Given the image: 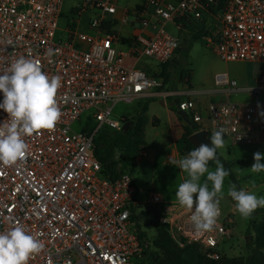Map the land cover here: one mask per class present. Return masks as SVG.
<instances>
[{"label":"built area","instance_id":"built-area-1","mask_svg":"<svg viewBox=\"0 0 264 264\" xmlns=\"http://www.w3.org/2000/svg\"><path fill=\"white\" fill-rule=\"evenodd\" d=\"M61 2L0 0V74L19 57L33 59L48 75L61 77L56 99L62 112L54 131L25 136L29 151L22 160L0 166V232L19 224L42 243L29 264H134L141 250L134 216L142 204L167 201L157 193L138 201L127 172L103 176L92 139L102 126L121 129L124 117H109L117 102L177 98L175 110L184 111L198 130L205 122L230 142L264 143V102L257 100L264 73L253 85L240 86L216 72L208 90H179L134 67L141 56L158 64L173 58L179 40L165 24L184 31L193 21L203 23V40L219 59L264 63V0H143L132 8L116 0H83L74 12L89 10L87 31L79 29L78 17L68 20L64 40L55 39ZM120 25L132 33L120 37ZM48 49L54 50L51 58ZM127 57L133 59L130 66L123 64ZM213 96L218 99L210 101ZM6 118L0 110V123ZM171 204L158 218L169 224L170 237L179 246L180 239L196 243L206 257L219 259L227 220L219 217L212 231L197 232L191 213L177 201Z\"/></svg>","mask_w":264,"mask_h":264},{"label":"rangeland","instance_id":"rangeland-1","mask_svg":"<svg viewBox=\"0 0 264 264\" xmlns=\"http://www.w3.org/2000/svg\"><path fill=\"white\" fill-rule=\"evenodd\" d=\"M83 0H62L60 7V16L58 18V26L55 32V39L64 40V27L68 20L74 18L79 19V29L87 31L84 24L90 17L88 9L84 10L80 16L74 12V8H80ZM164 29L170 34L176 36L179 40V49L175 52L166 67L167 78L165 79V88H176L179 90H208L212 87V76L216 72H225L227 75L236 80L240 86H251L254 84V79L264 73V63L258 61H223L206 45L202 34L197 33L195 26L189 25L186 30H177L171 24L167 23ZM123 34V29L120 30V37ZM121 49L125 48L123 42L120 43ZM133 59L125 58L123 64L130 66ZM134 67L145 73L146 75L158 72L160 66L150 57L141 56L134 64ZM206 100L205 96H195ZM216 97H210V101L217 100ZM233 99V97H232ZM258 101L264 102V93L257 98ZM161 98H152L139 102H117L111 109L109 117L120 122L122 117L129 119L130 116L137 113L142 104L148 106L147 114L153 111L157 113V122L152 124L146 122L143 134V148L136 157L134 168L129 174L132 185L136 189V198L138 201H144L149 193H157L167 203L155 206L156 218L152 220L148 213L144 210L145 205L142 204L138 217V225L143 233V238L146 242V249L150 255L157 252L153 247L152 240L156 236V225L158 223L166 225L169 233V224L158 220L161 212L171 211L173 209V201L176 200L175 193L180 183L187 177L186 173L179 168L170 165L169 160H178L186 156L190 151L183 148L180 139L173 141L169 133L170 125L163 115V107ZM169 109L175 113V106L172 99L164 100ZM182 124L184 121L178 118ZM202 129L207 132L209 138L212 133L209 131L205 122H202ZM171 131H175L171 129ZM225 146L217 150V154L224 161L229 163V169L240 189H245L254 192L257 196H264V172H251V165L254 163L253 155L256 152L264 154V143L259 144H240L230 142L224 138ZM182 149V150H181ZM264 163V160L261 161ZM210 169L214 170L215 165H209ZM228 183H224V198L220 201V221L227 220L230 230L223 238L219 245L221 256L234 257L245 256L246 242L245 228L247 219L241 218L234 207V201L227 196ZM165 208V209H164ZM167 214L166 216H169ZM263 214H255V220L260 219ZM156 221V222H155ZM157 223V224H156ZM135 260V259H134ZM133 260V262H134ZM135 263V262H134Z\"/></svg>","mask_w":264,"mask_h":264},{"label":"clouds","instance_id":"clouds-1","mask_svg":"<svg viewBox=\"0 0 264 264\" xmlns=\"http://www.w3.org/2000/svg\"><path fill=\"white\" fill-rule=\"evenodd\" d=\"M54 54L53 49L46 52L49 58ZM60 87L61 77L48 75L37 62L23 56L0 74V110L7 114L6 121L0 123V166H14L26 156L29 145L25 136L55 130L62 117L56 99ZM224 146L223 130H217L211 135L210 145L201 143L186 156L169 160L170 165L186 173L175 196L178 204L191 213L190 222L197 232L212 231L221 215L225 178L230 174L217 157V150ZM253 160L251 172H264V154L254 153ZM210 162L215 163L214 170ZM227 196L243 219H250L258 208H264V196L237 190L234 184L228 186ZM42 248V243L19 224L0 232V264H29Z\"/></svg>","mask_w":264,"mask_h":264},{"label":"trees","instance_id":"trees-1","mask_svg":"<svg viewBox=\"0 0 264 264\" xmlns=\"http://www.w3.org/2000/svg\"><path fill=\"white\" fill-rule=\"evenodd\" d=\"M197 33L201 34L203 33V30L199 28ZM178 49L179 46L176 51ZM168 62L169 60L165 63L159 64L160 68L158 72L148 75L161 78L164 83L167 78L166 67ZM145 110L146 105L142 104L137 113L129 119L124 118V121H132L125 131L121 129L112 130L102 126L94 135L92 139V156L100 163L101 174L106 178L114 179L120 173L127 172L130 174L132 172L136 157L144 144V126L147 122L144 115ZM177 117L180 118L179 116ZM88 122L89 120L86 123ZM156 122L157 120L152 118L151 123L154 124ZM86 123L85 126L82 127V130L85 129ZM181 129L180 142L182 143L183 148L189 151L193 150L194 146L190 142L189 137L193 132L198 130L197 125L193 122H190L189 124L183 122L181 124ZM208 140L210 145L209 137ZM217 157L223 167L230 173L229 176L225 178V181L228 185L234 184L237 190H239L240 188L236 184L229 169V163L220 158L218 154ZM209 165H215V163L210 162ZM144 210L152 220H155L157 210L154 205H145ZM139 213L134 216L135 220H138ZM257 213L263 214V216L260 219L255 220L254 215ZM245 234V256H220L219 259L214 260L206 257L202 247L196 243H187L180 239L181 245L179 246L170 237L166 225L158 223V225H156V236L152 240L153 247L157 249L155 254H149L146 249V242L143 238V233L141 231L139 233V243L141 247L140 254L146 256L145 261H142L141 264H264V208H258L252 217L247 219Z\"/></svg>","mask_w":264,"mask_h":264},{"label":"crops","instance_id":"crops-1","mask_svg":"<svg viewBox=\"0 0 264 264\" xmlns=\"http://www.w3.org/2000/svg\"><path fill=\"white\" fill-rule=\"evenodd\" d=\"M116 1L119 4V6H125V7H129V8L139 7L140 4L143 2V0H116ZM189 25H191V27L195 26L197 30L199 28H201V30H203L202 26H204L202 22H197V21H193V23L191 22ZM189 25H188V27H189ZM122 29H123V34L121 33L122 36H128L132 33V29L128 26H123V25L118 26L119 33H120V30H122ZM186 29H188V28L186 27ZM201 34L203 37V33H201ZM161 104L163 107V111H162L163 115L170 125L169 133H170L171 137L173 138V141L175 142V141L180 139V133L182 131L181 123L179 122L177 115L172 110L169 109L167 103L164 100L161 102ZM147 112H148V106L146 105L145 114H147ZM149 115L152 116V118H155L156 120L158 118V115H157V113H155V111L154 112L152 111ZM152 118H151V120H152ZM151 120H149V118L147 116V123L148 122L151 123ZM171 129H174L175 131L173 132V131H171Z\"/></svg>","mask_w":264,"mask_h":264},{"label":"water","instance_id":"water-1","mask_svg":"<svg viewBox=\"0 0 264 264\" xmlns=\"http://www.w3.org/2000/svg\"><path fill=\"white\" fill-rule=\"evenodd\" d=\"M172 102H173L174 106H176L177 98H174L172 100ZM175 114L177 116H179L187 124L190 123V120L188 119V117L186 116L184 111L177 109V110H175ZM131 122H132L131 120L123 121L121 124V130L125 131ZM189 139H190V142L193 144L194 148L199 147V145L201 143H208L209 144V140H208V137L206 135V132H205V130H202V129L193 132L190 135Z\"/></svg>","mask_w":264,"mask_h":264},{"label":"flooded vegetation","instance_id":"flooded-vegetation-1","mask_svg":"<svg viewBox=\"0 0 264 264\" xmlns=\"http://www.w3.org/2000/svg\"><path fill=\"white\" fill-rule=\"evenodd\" d=\"M145 258H146V256L145 255H141V254H139L137 257H135L133 260H134V264H141V262L142 261H145Z\"/></svg>","mask_w":264,"mask_h":264}]
</instances>
